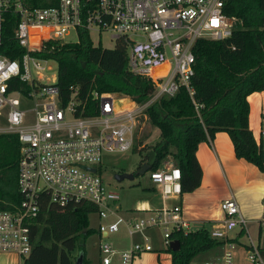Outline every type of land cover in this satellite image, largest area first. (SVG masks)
Returning a JSON list of instances; mask_svg holds the SVG:
<instances>
[{
  "label": "built area",
  "instance_id": "2783aa9c",
  "mask_svg": "<svg viewBox=\"0 0 264 264\" xmlns=\"http://www.w3.org/2000/svg\"><path fill=\"white\" fill-rule=\"evenodd\" d=\"M44 1L31 5L27 0H0V133H14L19 141L20 195L10 208H0V251L14 252L23 264L31 248L30 226L43 202L89 201L96 206L101 235L117 231L123 223L130 237L123 249L99 241L98 264H131L134 256L153 248L152 236L158 235L167 248L171 232L190 231L181 213L179 168L169 164L148 169L159 204H138L134 210L145 213L127 219L116 204L118 193L102 180L94 164L104 152L132 150L147 117L145 108L154 99L174 94L179 86L192 96L193 43L228 37L239 19L224 11L226 0ZM7 22L11 38L24 48L14 57L6 52L17 49L2 44ZM33 28L45 29L35 43L29 37ZM80 31L91 41V31L106 32L114 43L122 39L128 68L152 82L149 98L138 102L123 93L96 89L82 93L77 85H69L66 95L60 93L56 69L46 74L52 69L49 62L55 60L35 52L48 40L75 41ZM70 33L73 39H66ZM218 207L222 217L208 233L222 241V251L204 264H235L228 232L234 227L246 231V217L232 195L220 199ZM259 221H264V214ZM135 233L138 239H131ZM245 256L250 264H264L259 246L250 239Z\"/></svg>",
  "mask_w": 264,
  "mask_h": 264
},
{
  "label": "trees",
  "instance_id": "16d2710c",
  "mask_svg": "<svg viewBox=\"0 0 264 264\" xmlns=\"http://www.w3.org/2000/svg\"><path fill=\"white\" fill-rule=\"evenodd\" d=\"M27 1L31 5L46 4L44 0ZM224 11L236 16L239 23L228 37L199 38L193 43L192 96L179 86L174 94L161 95L150 102L145 113L149 123L157 128V138L136 148L143 140L139 137L132 148L141 153L134 169L147 159L150 149L155 152L150 170L159 169L164 160L176 165L182 192L200 184L197 143H211L218 130L227 133L235 157L264 171V149L248 126L247 101L250 92L264 87V0H226ZM2 44L17 49L16 53L6 52L9 57L24 51L11 38L9 22L2 30ZM35 53L56 61V84L64 95L69 85H77L82 93L89 89L114 91L143 102L153 91L149 77L128 68L127 48L122 39H117L112 47H103L93 44L80 31L75 41L48 40ZM18 156L16 134L0 133V208H10V202L20 199L16 186ZM95 209L89 201L64 205L43 202L30 226L31 248L23 264H73L79 251L83 254L82 263H86L84 239L94 231L88 225V215ZM170 236L179 241L177 249L166 248L171 264H188L197 254L222 244L205 228L185 234L173 231ZM74 247L77 254L72 256ZM260 252L264 258V248Z\"/></svg>",
  "mask_w": 264,
  "mask_h": 264
},
{
  "label": "crops",
  "instance_id": "0c3cea01",
  "mask_svg": "<svg viewBox=\"0 0 264 264\" xmlns=\"http://www.w3.org/2000/svg\"><path fill=\"white\" fill-rule=\"evenodd\" d=\"M247 101L249 104L248 126L256 142H260L264 149V87L250 92L247 95ZM195 156L201 167L200 184L191 191L182 192L180 196L181 213L188 220L190 230L198 228L209 230L217 224L222 217L218 202L228 195L236 199L241 212L247 219L261 220L264 214V171L234 156L231 141L225 131H215L211 143L198 142ZM148 188L154 195L142 204L150 207L158 206L159 198L154 187L149 184ZM119 211L127 219L145 213V211L134 210L132 207L121 209L120 206ZM121 224L126 230V226ZM240 233L243 231L234 227L228 232L229 240L232 243L235 264H246L248 260L244 252L247 251V242L238 240L237 236ZM152 237H158V235ZM131 239H138V235L132 234ZM129 242L130 237L127 242L116 245V248H126ZM255 244L259 248H264V243L260 244V235ZM221 251L222 245H219L203 252L204 256L201 259L194 256L188 264H204L205 260L216 258ZM86 260V264H98L99 255L95 263L88 258ZM0 264H19L18 256L11 251H0ZM131 264H171L170 253L164 246L156 245L151 250L134 256Z\"/></svg>",
  "mask_w": 264,
  "mask_h": 264
},
{
  "label": "rangeland",
  "instance_id": "374dc122",
  "mask_svg": "<svg viewBox=\"0 0 264 264\" xmlns=\"http://www.w3.org/2000/svg\"><path fill=\"white\" fill-rule=\"evenodd\" d=\"M44 33L45 29L43 28L31 29L29 33L30 42L35 43ZM90 36L94 44L99 42L103 47H112L114 45V40L110 39L106 32L96 33L95 31H91ZM73 37V33H70L65 38L73 39ZM49 64L51 65L52 69L47 71L46 74L49 72H54L56 69L55 61H50ZM141 126L142 127L140 129L139 137L142 138L147 144L152 143L157 138V128L149 123L147 117L144 119V122ZM140 160L141 153L137 150H129L124 152H104L102 153L99 163L94 164L97 167V172L100 174L102 180L118 193L119 198L116 201V204L120 206L121 209L129 207L134 209V206L148 201V198L154 195V193L148 188L150 181L147 176V171H145L143 174H134L132 179L122 178L121 180H115L113 177L114 172L121 170H133ZM169 164H172L170 160H164L161 162L160 168L166 167ZM98 221L99 219L96 213L90 212L88 215V225L89 227L93 228L94 231L85 237L84 247L86 254L85 256L92 263H95L98 259L99 241L109 242L116 246L129 240V237L125 232L126 230L121 223L118 225L117 231L109 233L106 236L101 235L97 230ZM245 227L246 231L240 233V235L237 236L239 241L248 242L250 239L252 242L256 243L258 235H260V244L264 243V221L259 222L256 219L246 218ZM152 232V229L145 230L146 234L151 235ZM151 243L153 246H163L161 240L158 237H152ZM71 254L72 256L77 254L76 247L71 250ZM245 254L246 253L244 252V255ZM203 256L204 254L201 252L196 255V258L201 259ZM246 264H248L247 261Z\"/></svg>",
  "mask_w": 264,
  "mask_h": 264
},
{
  "label": "water",
  "instance_id": "95a60500",
  "mask_svg": "<svg viewBox=\"0 0 264 264\" xmlns=\"http://www.w3.org/2000/svg\"><path fill=\"white\" fill-rule=\"evenodd\" d=\"M155 158V152L150 149L147 154V159L142 161L134 171H118L113 173V177L115 180H121L122 178L132 179L134 174H143L145 171L150 169ZM91 170H94V167H90ZM179 247V241L176 238H173L169 242V248L175 250ZM82 252H78L76 257L74 258L73 264H82Z\"/></svg>",
  "mask_w": 264,
  "mask_h": 264
}]
</instances>
